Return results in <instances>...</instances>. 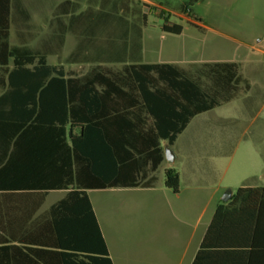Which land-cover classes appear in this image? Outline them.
I'll return each mask as SVG.
<instances>
[{
  "label": "crops",
  "instance_id": "1",
  "mask_svg": "<svg viewBox=\"0 0 264 264\" xmlns=\"http://www.w3.org/2000/svg\"><path fill=\"white\" fill-rule=\"evenodd\" d=\"M83 1L95 3L9 0L10 47L42 54L48 63L63 65L67 75H81L96 65L118 71L126 64L152 63L174 64L194 75L202 63L235 62L249 88L192 116L170 145L175 154L172 162L164 156L167 142L155 134L139 95L124 99L122 129L109 111L105 130H85L87 137L79 146L72 145L69 132L77 135L80 130H18L10 141L0 130V247L9 248L1 252L0 264H57L50 254L35 252L58 241L77 243L85 250L91 237L82 217H73L77 211L70 207L52 208L73 188L88 195L112 264H194L203 241L195 264H264V255L249 253L258 208L235 203L217 210L231 201L238 187H264V62L237 57L182 67L158 59L153 36L144 32L145 0H110L119 12L117 18L100 16L92 5L81 11ZM120 19L130 24V30L109 31L108 44L100 49L93 38L98 24ZM168 23L175 22L168 19ZM256 53L264 55V48H253L247 55ZM100 54L102 63L96 61ZM86 60L90 63H83ZM159 155L162 159L152 169ZM168 167L178 173L177 192L164 185ZM104 181L124 185L100 187ZM128 182L140 184L125 185ZM146 182L151 183L141 185ZM4 183L17 186L6 190ZM228 189L231 196L222 200ZM106 198L108 209L103 207ZM115 207L121 215L115 218L120 227L111 228L106 219L118 213ZM259 224L264 227V209ZM79 254L86 261L85 253Z\"/></svg>",
  "mask_w": 264,
  "mask_h": 264
},
{
  "label": "trees",
  "instance_id": "2",
  "mask_svg": "<svg viewBox=\"0 0 264 264\" xmlns=\"http://www.w3.org/2000/svg\"><path fill=\"white\" fill-rule=\"evenodd\" d=\"M8 1L0 0V130H3L7 141L18 130H80L77 135L69 132L72 145L79 146L87 137L85 130H105L106 122L110 120L107 117L109 111L115 113L111 120L122 129L120 107L126 97L139 95L152 119L155 134L171 145L192 116L227 102L249 88L238 64L225 61L202 63L195 68L194 75L170 63L126 64L118 71L96 65L81 75H67L63 65L48 63L42 54L22 53L10 47ZM156 12L164 18L169 15L163 9ZM142 19L145 21L146 13L142 14ZM161 29L180 33L181 26L167 24L165 19ZM156 149L161 152L158 145ZM82 153L90 155L84 150ZM161 159L159 155L151 168L155 169ZM139 184L128 182L125 185ZM115 185L124 184L104 181L100 187ZM164 185L178 191V173L174 168L164 169ZM11 186L17 184L4 183L3 189H12L7 188ZM235 203L258 208L252 239L254 246L249 253L264 255V227L259 224L264 209V187H238L231 201L226 205L220 204L217 210ZM62 207L73 208L78 212L73 217H82L91 244L81 250L77 243L70 245L58 241L49 249L36 250L35 254H50L57 264H112L85 190L70 189L52 205V208ZM203 242L194 264L203 252ZM8 250V247H0V254ZM79 253H85L82 257L86 261L79 259L82 255Z\"/></svg>",
  "mask_w": 264,
  "mask_h": 264
},
{
  "label": "rangeland",
  "instance_id": "3",
  "mask_svg": "<svg viewBox=\"0 0 264 264\" xmlns=\"http://www.w3.org/2000/svg\"><path fill=\"white\" fill-rule=\"evenodd\" d=\"M84 2L81 4V11L87 6L90 10L92 5L93 11L98 9L100 16L107 14L116 18L119 16L118 10L114 6L111 7L110 0H95V3L90 2V4ZM157 9H163L169 15L164 18L157 14ZM141 10L146 13L148 22L144 32L153 36V43L157 46L159 54L155 57L158 59L182 67L190 62L213 59L234 60L237 57L253 62L261 60L264 62V55L260 53L247 55L253 48H264V0H145ZM165 19L180 24L181 33H163L158 26L162 25ZM120 20L122 22L98 24L93 38L100 49L107 46L109 31L118 33L125 29L130 30V24ZM187 20L201 22L207 28L200 29ZM74 35L78 36L79 33ZM81 35L85 36L86 33L82 31ZM99 56L96 61L102 63L104 56L102 54ZM87 62L90 63V60L83 61V63ZM108 203L109 199H104L103 207L108 209ZM113 209L118 213H112L114 217H110L111 221L109 217L106 219L109 222L106 226L108 224L111 228L116 225L120 227V224L115 222L116 217H121L120 212L117 207ZM109 212H112L110 208Z\"/></svg>",
  "mask_w": 264,
  "mask_h": 264
},
{
  "label": "water",
  "instance_id": "4",
  "mask_svg": "<svg viewBox=\"0 0 264 264\" xmlns=\"http://www.w3.org/2000/svg\"><path fill=\"white\" fill-rule=\"evenodd\" d=\"M164 156L166 160L172 162L175 158V154L168 143L164 144ZM231 196V190H225L222 195V200H227Z\"/></svg>",
  "mask_w": 264,
  "mask_h": 264
}]
</instances>
